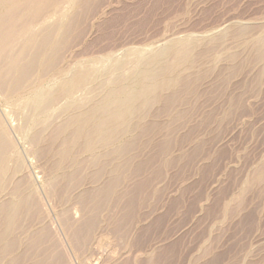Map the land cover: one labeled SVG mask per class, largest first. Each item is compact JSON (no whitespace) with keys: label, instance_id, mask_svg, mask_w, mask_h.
I'll use <instances>...</instances> for the list:
<instances>
[{"label":"rangeland","instance_id":"374dc122","mask_svg":"<svg viewBox=\"0 0 264 264\" xmlns=\"http://www.w3.org/2000/svg\"><path fill=\"white\" fill-rule=\"evenodd\" d=\"M46 11L19 20L0 49V74L12 68L0 85L10 165L18 160L19 176L32 184L39 204L31 219L20 218L14 233L22 241L20 264H264V0H63ZM73 18L76 30L58 64L45 71V57ZM221 36L192 74H204L217 57L213 71L195 83L187 105L174 109L183 116L151 118L155 129L131 152L128 169L139 165V171L127 172L92 228L75 235L93 214V203L79 197L91 185L72 188L69 198L60 187L51 191L46 162L30 141L37 127L53 123L66 103L76 105L97 85L61 97L47 114L36 107L81 66H93L112 85L129 80L135 67L177 41L206 43ZM129 51L137 62L114 68ZM32 61L30 78L13 91L20 67ZM163 143L168 147L161 150ZM11 180L7 175L5 185ZM38 236L44 237L32 247Z\"/></svg>","mask_w":264,"mask_h":264},{"label":"bare ground","instance_id":"6f19581e","mask_svg":"<svg viewBox=\"0 0 264 264\" xmlns=\"http://www.w3.org/2000/svg\"><path fill=\"white\" fill-rule=\"evenodd\" d=\"M62 1L0 0V49L17 31L19 20H31L41 11L57 8ZM76 26L77 20L73 18L64 28L61 39L44 59L45 71L58 64L61 51L68 45V36L76 30ZM221 39L222 36L206 43L199 40L177 41L156 51L141 63V67H135L129 80L117 79L112 85L101 79L93 66H81L71 79L61 82L53 94L36 107L38 113L47 114L61 97H68L88 84L97 85L93 90L85 91V96L76 105L66 103L53 123L37 127L30 141L37 148L38 158L46 162L51 191L56 192L55 189L60 187L66 193L65 197L69 198L72 188H78L84 182L91 185L79 197L83 203H93V214L79 225L75 235L81 237L92 228L102 203L115 193L127 172L132 174L139 171V165L128 169L132 163L131 152L137 150L142 145L143 138L155 129L151 125V118L160 115L170 118L183 116L182 112H175L174 109L188 102L195 92V83L213 71L212 67L216 65L218 58L211 59L213 66L204 74L192 72L202 55L212 51ZM262 43V38L254 41L256 47H260ZM26 46L27 43L23 45L19 56ZM200 48L202 49L199 50ZM125 59V62H115L114 68L121 69L126 63L137 62L134 51H129ZM228 59L236 58L229 56ZM35 66V61H32L20 67L18 77L12 84L13 91L17 92L22 88ZM11 69L0 74V85L10 76ZM160 147L161 150L166 149L168 143H163ZM11 152L12 142L0 119V264L6 258H9L6 264H20L21 255L17 253L22 241L14 236L18 222L22 216L31 219L39 212L36 191L30 182L19 176L21 165L18 160L16 159L13 167L10 165ZM7 175L12 179L9 186L4 182ZM261 175L257 174L256 179ZM137 188L142 189V185L138 186L137 183ZM137 188L135 187L136 191ZM43 237H34L30 242L32 247Z\"/></svg>","mask_w":264,"mask_h":264}]
</instances>
